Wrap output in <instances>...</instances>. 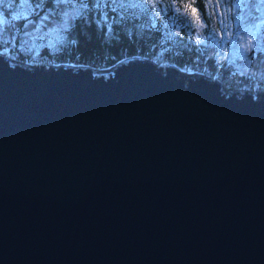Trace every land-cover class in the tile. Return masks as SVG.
Segmentation results:
<instances>
[{
  "label": "water",
  "instance_id": "obj_1",
  "mask_svg": "<svg viewBox=\"0 0 264 264\" xmlns=\"http://www.w3.org/2000/svg\"><path fill=\"white\" fill-rule=\"evenodd\" d=\"M0 264H264V91L0 49Z\"/></svg>",
  "mask_w": 264,
  "mask_h": 264
},
{
  "label": "rangeland",
  "instance_id": "obj_2",
  "mask_svg": "<svg viewBox=\"0 0 264 264\" xmlns=\"http://www.w3.org/2000/svg\"><path fill=\"white\" fill-rule=\"evenodd\" d=\"M44 1L37 0L35 5L29 0H0V45L18 57L21 51L28 60L20 62H31L36 67H86L70 60L40 61L34 46L59 41L81 9L73 0H50L46 7ZM131 5L151 15L167 14L165 40L176 38L181 29L187 44L201 47L195 66L183 67L184 73L204 76L222 91L231 90L237 95L246 90L264 91V0H204L203 11L193 0H137ZM161 57L152 59L157 68L173 63ZM202 57L207 62L201 61ZM239 77L243 81L239 82Z\"/></svg>",
  "mask_w": 264,
  "mask_h": 264
},
{
  "label": "trees",
  "instance_id": "obj_3",
  "mask_svg": "<svg viewBox=\"0 0 264 264\" xmlns=\"http://www.w3.org/2000/svg\"><path fill=\"white\" fill-rule=\"evenodd\" d=\"M29 1L37 4V0ZM73 1L81 5V9L60 40L51 45L34 46L41 57L40 61L51 60L56 63L70 60L76 65L103 70L113 67L124 58L140 57L153 61V58L162 56V59L181 68L195 66L201 47L187 44L181 29L176 38L165 40L164 25L169 19L166 13L162 15L159 12L156 16V13L151 15L146 10L137 9L131 5L137 4V0ZM203 1L193 0L200 11H203ZM48 2L50 0H45L43 6L46 7ZM0 9H3L1 3ZM0 49H3L1 45ZM18 51L16 49V53ZM8 52L12 53V50ZM18 53L21 57L12 53L18 61L28 60L27 55L21 51ZM203 69H206L205 66Z\"/></svg>",
  "mask_w": 264,
  "mask_h": 264
},
{
  "label": "snow or ice",
  "instance_id": "obj_4",
  "mask_svg": "<svg viewBox=\"0 0 264 264\" xmlns=\"http://www.w3.org/2000/svg\"><path fill=\"white\" fill-rule=\"evenodd\" d=\"M16 18H18V17H16V16H13V19H16ZM3 23V21L2 20H0V24H2Z\"/></svg>",
  "mask_w": 264,
  "mask_h": 264
}]
</instances>
